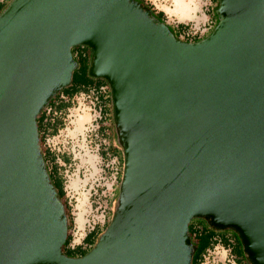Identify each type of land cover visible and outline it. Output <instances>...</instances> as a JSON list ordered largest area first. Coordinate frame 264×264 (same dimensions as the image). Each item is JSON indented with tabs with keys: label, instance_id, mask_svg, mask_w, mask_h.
I'll return each mask as SVG.
<instances>
[{
	"label": "water",
	"instance_id": "water-1",
	"mask_svg": "<svg viewBox=\"0 0 264 264\" xmlns=\"http://www.w3.org/2000/svg\"><path fill=\"white\" fill-rule=\"evenodd\" d=\"M196 42L138 0H11L0 13V264H191L192 218L264 264V0H219ZM109 88L123 167L111 220L83 256L37 115L71 83L72 48Z\"/></svg>",
	"mask_w": 264,
	"mask_h": 264
},
{
	"label": "rangeland",
	"instance_id": "rangeland-1",
	"mask_svg": "<svg viewBox=\"0 0 264 264\" xmlns=\"http://www.w3.org/2000/svg\"><path fill=\"white\" fill-rule=\"evenodd\" d=\"M147 1L156 11L164 12L165 23L173 26L178 23L188 25L186 33L189 36L205 38L217 24V0ZM184 39L183 36L179 37V40L185 41ZM106 92L104 96H109L110 92ZM95 114L94 96L77 94L72 99L71 106L61 115L62 126L57 134L46 140L47 145L69 159L67 164L60 159L59 163L63 167L61 173L64 177L65 198L73 220V225L68 230L72 236V245L93 225L98 224L103 228L102 225L112 216L118 194L122 159L114 121L110 116V137L106 133L103 135L97 130ZM100 124L101 121L98 122ZM109 145L119 151L118 157L101 156L100 150H107ZM191 220L197 221L201 218ZM230 255L227 248L216 245L206 253L203 264H233Z\"/></svg>",
	"mask_w": 264,
	"mask_h": 264
},
{
	"label": "trees",
	"instance_id": "trees-1",
	"mask_svg": "<svg viewBox=\"0 0 264 264\" xmlns=\"http://www.w3.org/2000/svg\"><path fill=\"white\" fill-rule=\"evenodd\" d=\"M138 1L148 6V8L151 9L152 13L159 20L165 22L163 11L160 10L156 11L153 5L150 4L147 0H138ZM7 2L8 0H0V13L9 3ZM217 3L219 4V0H217ZM217 22H218V18H217ZM167 26L171 30V32L173 33L176 39H179L180 36H183L185 38L184 39L185 41L189 40L190 42H196V40H200L204 38L197 35L189 36V34L186 33V30L188 29V25H185L183 23H178L175 26L171 24H167ZM89 50L90 49H88L87 46H83V45H78L72 48L71 50L72 55L75 61L77 62V67L72 72L71 83L67 87L57 92L47 104V106H52L54 110L57 111V115H55L54 119L45 121L46 118L45 109H43L37 115L36 118L41 152L45 162V167L49 175L50 181L52 182L54 188L56 189L59 199L62 201L64 205L65 212L67 215L68 230L73 225V220L71 218V215L69 214L70 208L65 198L64 177L63 174L61 173L63 167L59 163V159L66 164L69 162V159L65 154L58 153L56 150L46 147L44 143L47 136L50 137L57 134L59 128L62 126L61 115L64 114L66 110L71 106L72 99L79 93L87 94L92 89L98 93L99 103L101 104L100 110L102 114V119H101L102 122H101V126L99 127V131L102 132L103 135H104V130H106V126L103 125V123L106 122V117L108 116V115L106 116V113L108 112L109 116H111L113 119L110 88H109V92H110L109 96L106 95L104 96L103 93L99 92L102 86L108 85L107 82L102 78H93L88 74V67L91 60V50L90 51ZM60 93H64L65 95H67L69 98L68 101H59L58 97ZM106 149L107 150L105 151L100 150V154L102 157L106 155L112 157H118L119 151L116 150L114 146L109 145L108 147H106ZM120 158L122 159V167H123L122 149H121ZM121 174H122V168L120 170L119 183L121 179ZM110 220L111 218L102 225L103 228H101L98 224H96L89 232L86 233V235L83 238V242L80 244H76L73 247L71 246L72 236L71 234L67 233L66 240L62 246V252L69 257L83 256L94 246L98 237L106 229ZM189 235L192 244L196 248L192 257L191 264H199L203 260V256L206 253L207 249L212 248L214 245L217 244V240L215 239V237L217 236H220L219 243L223 247L230 249V253L235 258V264H249L243 252L242 245L238 235L231 229H224V231L216 230L212 228L206 222V220L201 218V220H197V221L191 220L189 222Z\"/></svg>",
	"mask_w": 264,
	"mask_h": 264
},
{
	"label": "built area",
	"instance_id": "built-area-1",
	"mask_svg": "<svg viewBox=\"0 0 264 264\" xmlns=\"http://www.w3.org/2000/svg\"><path fill=\"white\" fill-rule=\"evenodd\" d=\"M106 91H109V87H108V85H104V86H102L101 88H100V90H99V92H101V93H103V94H105V93H107ZM87 94H92V96H94V112L96 113L95 114V118H94V120L96 121V123H97V130L99 131V127L101 126V124L100 125H98V122H102V114H101V110H100V106H101V104L99 103V99H98V93L95 91V90H90V92H88ZM58 99H59V101H68V96L67 95H65L64 93H60L59 94V97H58ZM96 107H98V108H96ZM44 109H45V113H46V118H45V121H47V120H53L54 119V117H55V115H57V111H55L54 110V108L52 107V106H45L44 107ZM47 138H49L48 136L46 137V139H45V143H44V145L46 146V147H49V148H51L49 145H47L46 144V140H47ZM52 149V148H51ZM96 225V224H95ZM95 225H93L92 226V228L95 226ZM91 228V229H92ZM90 229V230H91ZM89 230V231H90ZM88 231V232H89ZM215 239L217 240V244L216 245H221L220 243H219V241H220V236H217V237H215ZM83 241V240H82ZM82 243V242H81ZM80 244V243H79ZM74 245H76V243L74 244ZM74 245H72L71 244V246L73 247ZM216 245H214V246H216ZM213 246V247H214ZM222 246V245H221ZM212 247V248H213ZM223 247V246H222ZM225 248V247H224ZM211 248H209V249H207V251H206V253L210 250ZM227 250L229 251V253H230V249L229 248H227ZM206 253L204 254V256H203V260L199 263V264H203V262H204V258H205V256H206ZM231 254V253H230ZM231 257H232V259H233V264H235V258H234V256L231 254L230 255Z\"/></svg>",
	"mask_w": 264,
	"mask_h": 264
},
{
	"label": "crops",
	"instance_id": "crops-1",
	"mask_svg": "<svg viewBox=\"0 0 264 264\" xmlns=\"http://www.w3.org/2000/svg\"><path fill=\"white\" fill-rule=\"evenodd\" d=\"M107 105V104H106ZM108 115V116H107ZM106 124H105V126H106V130H104V133H106L109 137H110V130H111V128L109 127V125H110V123H109V113L107 112L106 113ZM105 123V122H104ZM104 125V124H103ZM86 234H84V236H85ZM84 236H82V238L81 239H78V242H76V244H79V243H81V242H83L82 240H83V238H84Z\"/></svg>",
	"mask_w": 264,
	"mask_h": 264
},
{
	"label": "bare ground",
	"instance_id": "bare-ground-1",
	"mask_svg": "<svg viewBox=\"0 0 264 264\" xmlns=\"http://www.w3.org/2000/svg\"><path fill=\"white\" fill-rule=\"evenodd\" d=\"M206 38V37H205ZM204 39V38H203Z\"/></svg>",
	"mask_w": 264,
	"mask_h": 264
}]
</instances>
